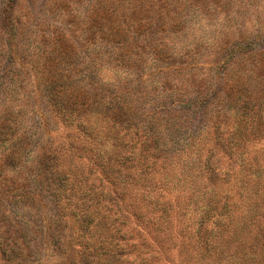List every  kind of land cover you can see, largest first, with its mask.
<instances>
[{"label":"trees","instance_id":"1","mask_svg":"<svg viewBox=\"0 0 264 264\" xmlns=\"http://www.w3.org/2000/svg\"><path fill=\"white\" fill-rule=\"evenodd\" d=\"M124 1L111 2L117 5ZM136 1L142 3L141 0ZM194 1L199 2L198 9L203 5L200 4L203 0ZM158 2L161 11L156 30L159 32L152 33L153 39L145 42L151 48L157 45L160 36L163 37V18L172 24L181 20L176 19L177 10L167 13L163 8L164 4L173 0ZM146 3L145 0L142 4ZM7 5L8 11H11L16 7L17 0L2 3L0 24L5 25L6 22L10 26L11 12L7 13ZM111 10L107 16L101 9L99 14L92 15L89 24L95 29L107 30L108 37L118 40L121 55L116 68L108 65H87L83 68L76 65H29V68L34 72L31 74L33 79L44 90L47 114H56L63 127L69 128L70 122L79 123L84 118L99 115L116 127L133 131L138 140L142 139L144 146L139 153L146 154L148 161L146 164L135 161L132 165H125L126 157L118 151L106 155L102 162L95 161L100 178L96 186L89 187V193L95 197L91 199L89 193L80 192L79 187V183L84 182L91 172L82 175L64 163L72 156L81 161L90 155V150L69 141L66 146L69 151L65 155L60 153L64 146L57 149L55 145L46 144L48 148H44L40 156L41 162L49 165L40 169L38 177L49 175L51 179L48 180L50 196L61 228L64 229L67 220L63 219L64 215L56 205L59 198L64 200V206L71 207L66 216L75 224L74 231L71 227L67 228L65 244L60 237L55 239L52 255L62 259L60 264H174L170 252L175 238L170 228L172 224H177L179 227L175 233L183 237L182 244L184 239L187 240V248L184 249V259H178L176 264H264V164L258 160L259 152L252 151V144L264 139V110L257 104L260 93L241 89L240 93L246 94V97L240 103H234V106L227 102L224 107L221 106L218 115H205L216 103L212 85L194 79V75L189 82L173 85L170 80L178 71L158 67L151 82H142L141 95L159 94L160 105L155 101V107L150 110L137 111L134 105L140 98L134 95L132 99L128 95L130 92L134 94V89H129L133 87L129 86L131 76L123 66L136 65V62H130L133 53L125 49L130 39L123 34L113 16L115 8ZM134 13L127 17L129 23L135 22ZM135 28L144 29V26L137 25ZM233 49L232 54L236 55L241 48L235 45ZM160 50V56L183 57L182 53L176 54L169 48ZM157 55L152 54L154 57ZM22 69L24 71L23 65L2 66L0 93H6L4 85L8 75L3 73L9 71L15 74ZM250 73L255 78L260 76L257 69L254 72L250 70ZM76 77L78 79L75 80ZM109 80H113L112 84ZM133 84L137 86V83ZM233 84L240 83L235 80ZM254 107L258 115L251 113ZM4 111L1 108V112ZM231 112L251 118L255 124L249 127L237 123L228 129ZM161 113H164L163 117ZM161 119L162 123H159ZM184 120L197 123L189 126L184 124ZM44 153L48 156L45 157ZM91 156L94 159L93 154ZM156 161H178L185 168L190 166L187 171L183 170L186 174L196 173L199 180L196 185H193V177V181L183 185L185 193H190L189 204L195 201L193 214L199 213L193 226L181 221L184 202L168 203L161 200L163 197L151 201L150 193L155 191L157 184L149 178L153 176L152 163ZM227 187L235 194L231 210L227 201L229 198L222 195ZM96 188L97 191H94ZM99 198L101 201H98ZM208 222L211 228L206 231L202 226Z\"/></svg>","mask_w":264,"mask_h":264},{"label":"rangeland","instance_id":"2","mask_svg":"<svg viewBox=\"0 0 264 264\" xmlns=\"http://www.w3.org/2000/svg\"><path fill=\"white\" fill-rule=\"evenodd\" d=\"M4 1L0 0V19ZM111 1L17 0L16 7L11 11H8L9 5L5 6L7 13L11 12V22L10 26L6 22V26L0 24V73L4 65H23L24 71L3 73L8 75L4 85L6 93H0V264L62 263V259L52 255L55 239L60 237L65 244L67 228L73 229L75 224L66 216L71 207L64 206V200L59 198L56 205L64 215L63 219L67 220L64 229L61 228L50 196L48 180L51 179L49 175L38 177L40 169L49 165L47 162L43 164L40 156L42 150L48 148L46 144L55 145L57 149L64 146L60 153L65 155L69 151L66 148L69 141L90 150V155L81 161L72 156L64 162L82 175L91 172L84 182L79 183L80 192L89 193V187L98 184L100 174L95 161L102 162L113 151L126 157L125 165H132L135 161L146 164L148 161L146 154L139 153L144 146L142 139L138 140L133 131L116 127L99 115L84 118L79 123L70 122L69 128L63 127L56 114H47L42 85L31 76L34 72L29 65H76L79 68L108 65L116 68L121 55L118 40L108 37L107 30L95 29L89 24L92 15L99 14L101 9L109 16L111 8H115L113 16L123 34L130 39L125 49L133 53L130 62H136V65L123 66L131 76L129 86L133 87L129 89H134V94L130 92L128 95L132 99L134 95L140 98L134 105L137 111L150 110L155 107V101L160 105L159 94L141 95L142 82H151L158 67L178 71L170 80L173 85L189 82L193 75L205 85H212L216 103L205 115H218L221 106L224 107L227 102L240 103L246 97V94L240 93L241 89L258 91L257 104L264 110V0H203L199 9V2L194 0L167 2L163 5L165 11L173 13L177 10L176 19L181 20L172 24L163 18V37L160 36L157 45L152 48L145 42L153 39L152 33L159 32L156 30L161 11L158 0H146L144 5L145 0H141L142 5L136 0H125L117 5ZM134 11L135 22L132 24L127 17ZM137 25H143L144 29L135 28ZM235 45L241 48L236 55L232 54ZM160 48L182 53L183 57L160 56ZM153 53H158L157 57L152 56ZM256 69L260 75L258 78L250 73V70L254 72ZM235 80L240 84H233ZM1 108L5 110L3 113ZM251 113L258 115L256 107ZM161 114L163 117L164 113ZM246 118L231 112L227 128L232 129L237 123L249 127L255 124L253 119ZM184 121L189 126L197 123ZM252 147V151L259 152L258 160L264 164V139L252 144ZM44 156L48 155L44 153ZM178 161L152 163L153 176L149 180L157 186L150 197L151 201L163 197L161 200L168 203L184 202L181 221L193 226L199 213L193 214L195 201L189 204L190 193H185L183 185L194 179L193 185H196L199 180L196 173L191 175L183 171L190 166L185 168ZM222 195L229 198L227 201L231 210L235 204L234 191L227 187ZM88 196L95 198L92 193ZM178 227L172 224L170 228L175 238L170 252L174 264L178 259H184V249L187 248V240L184 239L182 244L183 237L175 233ZM210 228V222L202 226L206 231ZM189 256L190 250L187 251Z\"/></svg>","mask_w":264,"mask_h":264}]
</instances>
